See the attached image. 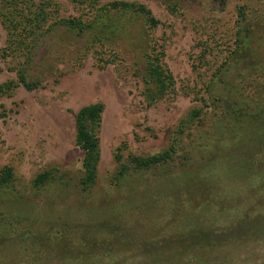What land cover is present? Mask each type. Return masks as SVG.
Wrapping results in <instances>:
<instances>
[{
    "label": "rangeland",
    "instance_id": "obj_1",
    "mask_svg": "<svg viewBox=\"0 0 264 264\" xmlns=\"http://www.w3.org/2000/svg\"><path fill=\"white\" fill-rule=\"evenodd\" d=\"M50 1L59 8L60 15H78L68 0ZM98 1L101 5L133 2L152 11L159 21L153 37L163 47L164 62L173 76V89L155 105L145 101L144 84L135 75L139 66L135 63L140 62L141 52L134 45L116 47L123 61H112L99 68L89 55L81 64L72 65L71 60H79L78 50H84L85 41L64 31L59 30L40 43L29 74L32 80L42 81L41 88L35 91L21 88L0 99V169L13 168L17 189L29 200L13 208L0 202V209L9 212V217L15 220L23 217L27 222L23 228L30 235L24 245L11 242L1 248L0 264H62L58 254L69 264H157L158 261L185 264L173 259V251L184 248L189 252L203 246L188 247L186 241L177 238L178 231L188 227L182 213L185 217L193 214L207 218L210 223L216 222L218 230L225 233L221 236L225 237L236 226L232 230L234 235L226 241L227 247L216 252L224 257L225 264H264V226L258 224L262 232L257 237L241 234L243 237L233 242L242 223L238 220L250 221L256 217L264 221V180L251 172L243 177L234 169V179L226 176L231 157L237 161L239 156L251 160L258 156L264 163L263 153L255 147L264 140L263 131L244 123L246 120L239 111L244 99L234 100L228 92L237 94L238 87L253 74L255 66L264 68V44L260 59L251 56L244 63L235 60L233 68L229 66L224 83L216 85L215 101H208L209 96L204 93L205 84L213 79L232 50L236 16L243 3L249 2V25L264 41V0ZM1 4L2 0L0 33L4 48L7 31L2 23ZM173 5H177V14L170 10ZM133 32L135 43L140 44L143 27L136 25ZM19 61L22 60H0L3 70L0 85L16 78L8 67L18 65ZM256 82L262 91L258 97L263 96L264 78ZM245 85L247 93L253 96L255 91L249 84ZM98 103L105 106L99 178L94 189L85 193L79 185L84 153L75 143L76 115L84 107ZM195 107L202 108L204 114L185 130L179 156L170 165L173 170L170 176H159L167 170L162 168L144 173L142 181L115 185L118 148L127 147L125 157L129 153L141 157L158 155L170 147L175 129ZM237 123H243V132L234 131ZM236 161L231 165L237 166ZM56 169L68 185L49 186L37 196L31 189L33 180L43 172ZM110 216L122 218L124 227H117L113 238L96 235L99 222ZM200 230L204 232V228ZM82 235L87 236L86 240L81 239ZM62 237L69 239L68 251L61 247ZM93 238L99 242L94 247L97 253L105 251V246L112 249L103 261L90 257ZM44 240L47 243L43 244ZM44 245L58 254L48 252ZM151 250L154 259L147 255ZM43 256L46 257L41 262H30V257ZM110 256H114L113 260Z\"/></svg>",
    "mask_w": 264,
    "mask_h": 264
},
{
    "label": "trees",
    "instance_id": "obj_2",
    "mask_svg": "<svg viewBox=\"0 0 264 264\" xmlns=\"http://www.w3.org/2000/svg\"><path fill=\"white\" fill-rule=\"evenodd\" d=\"M68 2L78 14L77 16L64 17L60 15L59 8H56V5L52 6L53 2L50 0H2L1 16L2 23L7 31V41L6 46L2 48V36L0 33V60L7 62L9 60L17 61V59H21L22 61H19L18 65L12 64L8 67V71L13 72L16 78L0 85V99L13 94L21 88L27 91H35L41 88L42 81L39 79L32 80L29 72L33 67L36 51L40 43H43L44 40L59 30L70 34L78 40L85 41L84 50H78L81 55L79 56L80 58L78 57L79 60H71L73 66L81 64L82 59L86 60V57L89 55L94 59L97 67L102 68L112 61H123V58L118 54L119 52L115 50L116 47H121V44L136 46V50L138 51L139 49L141 52L138 55V58L140 57L141 60L135 63L136 67L139 64L135 69V75L141 78L144 84L143 96L145 101L152 106L170 94L173 89V76L164 62L163 47L153 37V32L159 26V21L146 5L125 1H115L104 5H101L98 0H68ZM249 7V2H245L238 8L235 24L237 30L234 35L235 40L232 50L217 70L213 79L205 84L204 93L209 96L208 101H215L217 99V92H215L216 85L218 82L224 83L225 75L229 72V66L233 68L235 60L236 63L239 61L244 63L247 57L251 58L253 56L258 59H260V56L262 57L260 50L263 47L264 41L260 35L256 34V31H252L253 28L249 25ZM170 10L177 14V5L171 6ZM136 25L143 27L140 44L138 42L135 43L134 40L133 28ZM206 54L207 50L202 54V57L205 58ZM141 66L142 68H140ZM239 66L241 67V64ZM255 67L253 74L238 87L239 91L237 94L235 91L228 92L233 96L234 100L244 99L245 103L239 105L241 107L239 111L242 112L243 119L246 120L244 123L252 125L253 128L258 127L264 133V92L263 96L258 97V92L260 94L262 91L259 89V83L256 82V79L260 77L264 78V68L262 69L260 66ZM251 68L253 69V65ZM2 72L3 70L0 68V74ZM242 77L243 75L240 74L239 81L242 80ZM245 83L249 84V88L255 91L253 96L251 93L252 97L247 93L246 88L248 86ZM256 83H258V87H255ZM202 101L205 102L206 106L208 105L206 100L203 99ZM104 111L105 106L102 103H98L84 107L76 115L75 143L84 153L82 165L83 177L80 179L79 185L85 193H90L94 189L99 178L98 169L101 162L100 132ZM202 114H204L202 108H193L175 129L170 147L158 155L141 157L129 153L125 157L124 151L127 147L122 146L118 148L115 154L117 173L113 177L115 185L120 187L123 182L125 183L129 180L135 181L138 179L142 181L144 173L155 170L158 172L162 168H166L168 173L167 170H164L163 173H159V176L167 174V176H170L173 172L170 165L179 156V151L182 147V136L185 130L194 125ZM242 124H234V131L237 129L240 133L243 132L245 127ZM255 147H258L264 155V140H261ZM246 158V156H239L236 161L235 157H231L230 164H228L226 170L227 178L229 180L234 179V169L239 170L243 177L251 172L263 181L264 163L258 159V156L254 160ZM234 160L237 162V166L231 165V162ZM248 167L250 171H248ZM194 182H197V180ZM202 183H205V181H202ZM55 185H68L67 180L64 176L59 175L57 169L40 174L33 180L31 189L39 196L47 187H55ZM28 201L26 197L24 198L23 195H20L17 189V180L13 168L5 166L0 169V202L5 205L4 207H19ZM175 213L178 212L176 211ZM182 215L184 219H187L184 222L188 223V227L187 229L178 231L177 238L186 241L188 247L202 245L203 247L200 248L203 249L198 248L194 251L190 250L186 252L188 249L183 248L181 251H173V259L177 258L179 263L185 262V264H225L226 260L224 257H219L216 252H221L223 250L221 248L227 247L226 241L234 235L232 230L236 226H233L231 231L228 228L227 230L230 233L225 237L221 236L223 231L218 230L216 222L210 223L207 218L196 217L193 214L188 217H185L184 213ZM121 219L110 216L108 219L102 220L99 222L98 227L94 228L97 230L96 235L101 234L107 238H113L112 236L117 235L116 228L123 226ZM260 220L261 218L256 217H253L250 221L245 219L238 220V222L241 221L242 223L238 225L239 228L236 232L238 237L233 242H236L237 239L240 240L243 237L241 234L246 236L250 233V236L254 237L260 235L262 231L259 230L258 224H260V227L264 226V221L260 222ZM25 224L27 222H25L23 217L16 218L15 220L9 217V212L0 209V249L8 246L11 242L13 245L16 242L17 244L24 245V241L30 237L28 235L29 232L23 228ZM201 228H204V232L200 230ZM19 229H21V232ZM247 229H250L249 232ZM86 238V235L81 236L82 240H86ZM96 238H93V243L91 242L90 244L92 248L90 257L94 258V261H103L104 258L108 257L107 255H111L112 249L105 246V251L99 250L97 253L94 247H97L99 242L98 240L96 241ZM61 241V247H65L64 251H68L67 245H69V239L62 237ZM42 243H47V240L42 241ZM213 243H216L217 247L213 246ZM52 251L57 253L55 250L48 248V252ZM152 253L153 250H151L150 254L147 253V255L151 259H154L155 255H152ZM45 257L36 259L30 257V262L37 263L39 260L45 259ZM110 258L113 260L114 256H110ZM57 259L59 261L62 259L60 261L62 264H69L59 254ZM160 263L161 261H158L157 264ZM170 264H175V262H171Z\"/></svg>",
    "mask_w": 264,
    "mask_h": 264
}]
</instances>
